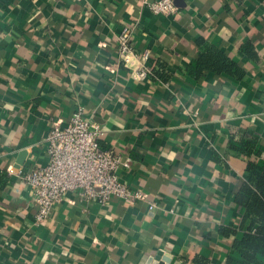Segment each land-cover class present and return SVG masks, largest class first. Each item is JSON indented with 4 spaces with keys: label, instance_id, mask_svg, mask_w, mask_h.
<instances>
[{
    "label": "crops",
    "instance_id": "0c3cea01",
    "mask_svg": "<svg viewBox=\"0 0 264 264\" xmlns=\"http://www.w3.org/2000/svg\"><path fill=\"white\" fill-rule=\"evenodd\" d=\"M173 2L154 15L142 0H0V264H239L230 246L249 222L238 229L233 183L264 163V0ZM123 26L149 52L145 81L118 62ZM204 46L245 76L197 72ZM78 105L100 148L130 159L118 176L156 201L151 214L67 193L34 225L7 171L45 166L49 130Z\"/></svg>",
    "mask_w": 264,
    "mask_h": 264
},
{
    "label": "built area",
    "instance_id": "2783aa9c",
    "mask_svg": "<svg viewBox=\"0 0 264 264\" xmlns=\"http://www.w3.org/2000/svg\"><path fill=\"white\" fill-rule=\"evenodd\" d=\"M142 5L154 15H175L177 12L173 0H142ZM115 50L118 62L130 71L134 80L147 79L149 52H136L129 27H122L115 37ZM128 64L132 66H126ZM103 134V127L86 117L83 107L78 105L65 126L54 123L49 130L45 140L48 158L45 166L28 171L8 169L9 176L21 179L29 189L34 225H42L53 206L67 193L75 194L82 202H96L100 206L107 205L111 199L129 205L141 202L148 214L157 207L156 201L142 189L130 188L120 181L118 171L128 169L130 159L111 149L100 148L99 139Z\"/></svg>",
    "mask_w": 264,
    "mask_h": 264
},
{
    "label": "trees",
    "instance_id": "16d2710c",
    "mask_svg": "<svg viewBox=\"0 0 264 264\" xmlns=\"http://www.w3.org/2000/svg\"><path fill=\"white\" fill-rule=\"evenodd\" d=\"M124 27V26H123ZM128 27V26H127ZM204 50L196 58L197 72L206 70L214 74H225L229 77L242 79L245 76V70L240 64L230 60L224 52L218 48L204 46ZM247 49H251L249 45ZM248 50L247 55L253 56ZM246 135L247 133L244 132ZM251 140L245 142V146ZM246 180H235L233 185V203L240 211L237 220L238 229H242L245 221L248 220V226L243 232L241 238H234L231 242L230 250L239 256V264H263L260 259L264 258V163L262 166H255L249 163L247 168ZM223 234H232L235 237L236 232L228 229ZM225 264H233L231 258H228Z\"/></svg>",
    "mask_w": 264,
    "mask_h": 264
},
{
    "label": "clouds",
    "instance_id": "9594fccd",
    "mask_svg": "<svg viewBox=\"0 0 264 264\" xmlns=\"http://www.w3.org/2000/svg\"><path fill=\"white\" fill-rule=\"evenodd\" d=\"M129 59L131 60V59H132V57H131V56H129ZM126 66H129V67H131L132 65H131V64H128V65H126Z\"/></svg>",
    "mask_w": 264,
    "mask_h": 264
},
{
    "label": "water",
    "instance_id": "95a60500",
    "mask_svg": "<svg viewBox=\"0 0 264 264\" xmlns=\"http://www.w3.org/2000/svg\"><path fill=\"white\" fill-rule=\"evenodd\" d=\"M164 261H167V258H163Z\"/></svg>",
    "mask_w": 264,
    "mask_h": 264
}]
</instances>
